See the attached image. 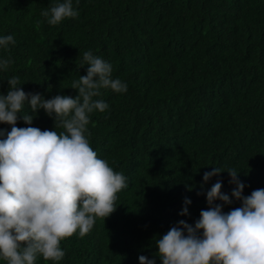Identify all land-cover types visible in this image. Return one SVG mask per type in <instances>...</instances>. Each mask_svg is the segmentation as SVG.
<instances>
[{
	"label": "trees",
	"instance_id": "16d2710c",
	"mask_svg": "<svg viewBox=\"0 0 264 264\" xmlns=\"http://www.w3.org/2000/svg\"><path fill=\"white\" fill-rule=\"evenodd\" d=\"M57 2L0 0V37L15 40L0 49L13 60L0 95L15 75L25 93L74 98L84 51L110 63L127 92L101 90L109 109L90 114L88 138L128 187L87 235L61 241V261L36 264H161L156 241L181 220L194 226L217 180L232 203L214 204L242 206L227 172L207 182L204 173L236 169L245 197L264 189V0H72L78 17L49 25L40 13ZM23 114L33 115L27 104L16 127L63 131L43 109L31 125ZM11 127L0 124V139Z\"/></svg>",
	"mask_w": 264,
	"mask_h": 264
},
{
	"label": "clouds",
	"instance_id": "9594fccd",
	"mask_svg": "<svg viewBox=\"0 0 264 264\" xmlns=\"http://www.w3.org/2000/svg\"><path fill=\"white\" fill-rule=\"evenodd\" d=\"M40 15L55 26L79 13L72 0H63ZM14 44L12 35L0 37L4 51ZM12 63L11 58L0 59V70L7 71ZM85 65L86 75L71 84L77 92L74 98L56 95L45 100L39 93H25L15 75L7 79V94L0 95V124L12 126L0 139V260L5 264H36L37 257L61 261L65 256L61 241L77 232L81 238L87 235L98 218L105 220L116 210L117 194L128 187L127 177L90 146L87 129L90 114L109 109L107 102L95 99L101 90L126 93L127 84L113 79L112 65L90 50L83 52L80 67ZM26 104L33 115H22L25 124L31 125L37 110L43 109L55 129L63 131L16 127L17 114ZM221 172L236 185L231 196L242 206L224 213L220 204H214L232 203L217 180L206 193L209 207L194 226L181 220L156 241L161 264H264V189L243 196L245 185L234 168L213 167L203 180ZM187 214L185 207L180 215ZM138 259L139 264H155L144 255Z\"/></svg>",
	"mask_w": 264,
	"mask_h": 264
}]
</instances>
